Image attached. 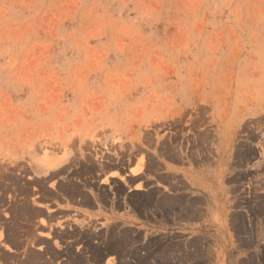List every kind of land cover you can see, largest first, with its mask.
Returning <instances> with one entry per match:
<instances>
[{"label":"rangeland","instance_id":"374dc122","mask_svg":"<svg viewBox=\"0 0 264 264\" xmlns=\"http://www.w3.org/2000/svg\"><path fill=\"white\" fill-rule=\"evenodd\" d=\"M262 176L264 0H0V264H117L90 248L120 237L118 264L188 259L136 208L179 217L193 178L264 223Z\"/></svg>","mask_w":264,"mask_h":264},{"label":"crops","instance_id":"0c3cea01","mask_svg":"<svg viewBox=\"0 0 264 264\" xmlns=\"http://www.w3.org/2000/svg\"><path fill=\"white\" fill-rule=\"evenodd\" d=\"M187 172L195 174L198 171ZM259 179L264 180V176ZM143 188H136V193L145 192L147 188L158 189L160 195L164 193L163 188L156 185ZM180 189L183 200L179 217L174 213L161 215L156 206H150L147 218H144L145 214L136 208V232L140 231L143 238L164 235L181 244V254L187 255L188 259L182 258L173 264H222L226 247L229 264H243L264 248V223L254 213L257 198H237L230 186L227 202L220 199L214 200L213 204V200L209 201L202 194L204 187L193 178H187ZM146 193L141 206L152 198L151 191Z\"/></svg>","mask_w":264,"mask_h":264},{"label":"bare ground","instance_id":"6f19581e","mask_svg":"<svg viewBox=\"0 0 264 264\" xmlns=\"http://www.w3.org/2000/svg\"><path fill=\"white\" fill-rule=\"evenodd\" d=\"M11 184V183H10ZM17 189V188H16ZM25 189V188H24ZM65 189V188H64ZM24 191V190H23ZM67 191V190H66ZM25 194H26V191H25ZM147 194V193H146ZM144 196H146V195H144ZM149 196V195H148ZM146 198V197H145ZM150 198V197H149ZM147 199V198H146ZM164 199V198H163ZM169 199V198H168ZM164 201V200H163ZM175 201V200H174ZM15 204V203H14ZM15 206V205H14ZM13 206V209L14 208H16V207H14ZM17 206H18V204H17ZM19 207H20V204H19ZM25 207V206H24ZM27 207V206H26ZM43 207V206H42ZM45 207V206H44ZM171 207V206H170ZM21 208H23V207H20V209ZM28 209H30L29 207H27ZM46 208H48L47 206H46ZM45 209V208H44ZM23 209H21V211H22ZM42 210V209H41ZM39 211V212H41L42 213V211ZM19 211V210H18ZM25 210H23L22 211V213L24 212ZM27 211V210H26ZM33 211V210H32ZM37 211V210H36ZM36 211H34L35 213H36ZM28 212V211H27ZM31 214L33 213V212H31V210L29 211ZM28 212V213H29ZM38 212V211H37ZM45 212V211H44ZM20 213V212H19ZM19 213H17V214H19ZM27 213V214H28ZM50 213V212H49ZM21 214V213H20ZM20 214H19V216H20ZM27 214H25V215H27ZM30 214V215H31ZM34 214V213H33ZM36 214H40V213H36ZM44 214V213H43ZM24 215V213L22 214V216ZM24 215V216H25ZM42 215V214H41ZM45 215V214H44ZM47 215V216H46ZM45 216L47 217V220H50L48 217H51V214H50V216H49V214L47 213ZM18 216V215H17ZM16 216V217H17ZM54 216V215H53ZM27 219H29V218H27ZM30 220V219H29ZM46 221V220H45ZM122 233V232H121ZM75 234V233H74ZM74 234H72L71 233V235H73V237H74ZM88 234V233H87ZM89 235V234H88ZM104 235V234H103ZM111 235V234H110ZM91 236H93V235H91ZM95 236V235H94ZM65 237H67V236H65ZM108 238V237H107ZM81 240H79V241H81V242H83V246L85 245V246H87L88 245V241H89V239L90 238H88V236L87 235H82L81 236V238H80ZM91 240V239H90ZM78 241V242H79ZM101 243H102V241H101ZM103 244V243H102ZM123 239L120 237V238H116V239H111V240H106V242L104 243V245H102V246H104L103 248H101V245H99L98 247H93V248H90V251L93 253V258H94V260L95 261H99L100 259H102V257H104V255L106 256L105 258H107V257H109V256H111L110 254H113L114 256L113 257H111V259H110V262H113L114 260H117L116 262H117V264H118V262H119V260H121L120 259V257H121V255H122V252H123ZM90 247H92V246H90ZM84 248V247H83ZM89 251V250H88ZM70 253L71 251L69 250V248H68V250H66V253ZM128 252H126V254H127ZM133 253H135V252H133ZM132 253V254H133ZM73 253H70L69 255H70V260H71V263L73 264H77V263H80L81 262V260H80V257L78 256V255H72ZM136 255V254H135ZM134 260H135V258H134ZM83 261V260H82ZM84 263V262H83ZM120 263V262H119Z\"/></svg>","mask_w":264,"mask_h":264}]
</instances>
